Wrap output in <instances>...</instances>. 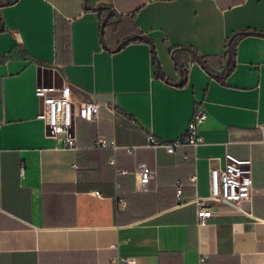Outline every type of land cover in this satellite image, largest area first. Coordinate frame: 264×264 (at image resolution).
<instances>
[{"label": "crops", "instance_id": "obj_1", "mask_svg": "<svg viewBox=\"0 0 264 264\" xmlns=\"http://www.w3.org/2000/svg\"><path fill=\"white\" fill-rule=\"evenodd\" d=\"M0 2V264H109L115 253L139 264H264V0ZM40 82L100 104L95 120H74L79 148L46 133ZM197 107L207 117L195 166L147 145L149 132L180 136ZM98 136L117 146L93 147ZM226 151L251 156L246 207L260 219L210 199L218 215L198 224L190 199L209 193V168ZM138 162L156 170L148 191L117 173Z\"/></svg>", "mask_w": 264, "mask_h": 264}, {"label": "built area", "instance_id": "obj_2", "mask_svg": "<svg viewBox=\"0 0 264 264\" xmlns=\"http://www.w3.org/2000/svg\"><path fill=\"white\" fill-rule=\"evenodd\" d=\"M35 95L43 102V108L38 117L44 120L46 133L56 138L63 146L79 148L74 131V120L77 116L88 120H95L98 117L100 104L95 100L82 101L77 98L69 84L56 86L53 84L38 83L35 87ZM112 110L110 103L105 104ZM207 117V113L197 107L192 114L184 132L172 139L164 140L148 133L147 145L151 147H162L167 152L173 153L178 163H186L195 166L197 160V147L204 142L200 132V123ZM133 125H138L134 118H131ZM264 127V125L262 126ZM93 147H116L114 139L98 136ZM135 146H126L128 152H133ZM110 162L115 163L111 157ZM74 166H77L74 164ZM23 170V168H22ZM156 170L150 168L145 162H138L133 170L124 168L117 170L120 175L131 173L133 175L134 190L148 191L149 181L155 175ZM186 183L180 179L175 181L177 198L181 197L182 187ZM187 184L197 186V174L195 170L190 174ZM210 190L207 194L195 192L190 199L195 204L196 218L198 224H204L218 213L209 207V200L216 199L228 208L240 213L246 218L260 219L249 208L246 203L251 201L253 195L252 158L251 156L241 157L226 151L222 164L209 168ZM98 193V192H96ZM127 201L119 198L117 207L124 208ZM109 264H139L135 256H124L119 253L109 256Z\"/></svg>", "mask_w": 264, "mask_h": 264}, {"label": "water", "instance_id": "obj_3", "mask_svg": "<svg viewBox=\"0 0 264 264\" xmlns=\"http://www.w3.org/2000/svg\"><path fill=\"white\" fill-rule=\"evenodd\" d=\"M85 1H87V0H85ZM2 3L0 2V5H1ZM84 7L85 8H88V7H91V8H95V9H100V8H103V5H94V6H90V5H87V4H85L84 5ZM110 14H111V9L108 7V12L106 13V15L104 16V18H103V22H105L106 21V19L110 16ZM3 28V25H2V22H1V20H0V30ZM246 32H251V30H248V31H246ZM139 36V35H138ZM136 36H129V37H127V38H124V39H122L120 42H119V44L115 47L116 49H118L123 43H125V42H128V41H131L133 38H135ZM194 55H195V59L196 60H198L203 66H205V63H204V61L201 59V57L197 54V53H194ZM229 62H230V53H228V56H227V59H226V63H225V65H226V71H228V69H229ZM177 64H179L178 62H177ZM178 68H179V70H180V72H181V66L180 65H178ZM181 81H182V79H180V83H181ZM71 88H72V86L71 85H69Z\"/></svg>", "mask_w": 264, "mask_h": 264}, {"label": "trees", "instance_id": "obj_4", "mask_svg": "<svg viewBox=\"0 0 264 264\" xmlns=\"http://www.w3.org/2000/svg\"><path fill=\"white\" fill-rule=\"evenodd\" d=\"M106 6H104L103 5V9L105 8ZM146 39H148L147 37H145ZM133 39H136V37L135 38H133ZM126 43V42H125ZM119 44V43H118ZM124 44V43H123ZM172 51H173V49H172ZM228 53H230L231 54V48H230V45H228ZM176 61L179 63L178 65H180L181 66V75H182V77H183V81H185V78H186V73H187V69H186V66L183 64V63H180L179 62V60H177L176 59ZM230 64H229V69H230ZM228 69V70H229Z\"/></svg>", "mask_w": 264, "mask_h": 264}]
</instances>
